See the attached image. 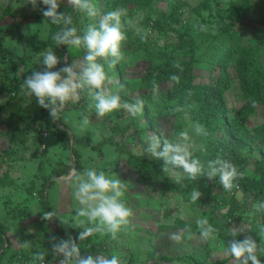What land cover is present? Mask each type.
I'll list each match as a JSON object with an SVG mask.
<instances>
[{"label":"trees","instance_id":"trees-1","mask_svg":"<svg viewBox=\"0 0 264 264\" xmlns=\"http://www.w3.org/2000/svg\"><path fill=\"white\" fill-rule=\"evenodd\" d=\"M101 1L103 5L97 8L98 17L100 14L105 15L115 9L124 8V11L127 10L126 13H128L127 21H131V25L124 24L127 38L122 43V58L112 67L108 64L113 58H107L108 63L104 64L107 79L103 89L106 93L119 95L123 104L125 102L135 103L137 100L143 101V111L135 117L129 114L130 119L124 127L118 126V119L124 116V108L107 115L106 118L109 121H117L111 127L113 135L103 137L101 146L112 147L119 154V158L124 156L129 168L136 172V181L141 185L158 180L159 184L167 190L180 193L182 198L192 206L212 207L210 212H203V218H207L216 229L212 238L204 239L200 235L197 224H190L179 218H176L173 224H160L158 229L173 231L183 229L187 234L195 235L204 242L201 251L164 256L163 259L167 263L217 264L210 261L215 241L227 246L233 239H246V235L240 230H237L236 237H231L232 225L247 220V217H250L248 212L252 211L253 205L264 200V123L253 128L247 124L250 116L256 113L258 107L264 108V37L261 36L264 30L255 27L257 23L264 26V19L257 21L250 17V12L257 11L259 6L255 0H230L227 4L223 0H201L199 7L194 11L197 17L194 20H188L183 16L184 5L174 0H165V9L153 6L152 0ZM40 5L43 11L46 10V6ZM1 8L3 14L12 13L10 3ZM43 11L38 19L41 26H47L48 36L46 38H38L36 33L32 38L25 40H21L23 37L20 35L16 36V42L21 51L16 60L10 59V53H0V60L3 63L10 62L9 66L14 71L13 80L17 78L16 72L20 65L27 67L37 64L42 53L48 50L54 51L60 61L56 66L57 71L71 63L66 45L56 46L54 39L62 26L51 24L42 15ZM59 11L72 16V27L78 26L80 12L67 3H62ZM139 12L141 16L138 21H133ZM253 21L257 23L250 25ZM14 24L17 27L20 26L17 21ZM204 25L210 30V34L200 40ZM249 25L252 28L247 34ZM7 28L2 27L0 31L6 33L9 30ZM83 32L80 30L77 34L82 35ZM148 34H153V36ZM138 61L145 63L144 73L138 78H127L131 67ZM206 61L209 63L207 67L209 75L206 82H199L195 73L196 65ZM231 66L232 70H230ZM231 71L235 73L239 82L243 103L240 107L229 110L225 94L233 80ZM215 73H217L216 76H213ZM13 80L7 84L0 82V93L6 91L15 95L19 89ZM137 92L138 98H132L133 93ZM93 103L91 96L85 90L78 101L70 103L58 113L57 119L50 115L48 109L40 107L32 120L34 128L31 129L35 132L33 141L41 143L50 135L57 138L62 148L69 150L71 137L67 126L60 120L61 113L69 108H78L82 117H90L95 114V109L91 106ZM185 115L189 116L191 122L186 121ZM163 120L170 124V130L165 133L158 131V124H161ZM11 124L6 130L9 147L0 152V171L3 166H9L14 153V144L19 142L24 146L28 141L21 137V134L17 136L14 130L10 131L12 130ZM190 125L194 128L188 130ZM197 125L203 129L200 134L196 132ZM149 130L154 133L153 135L168 141L177 137L181 132H190L195 138V143L200 144L198 148H192L190 151L193 157L198 158L205 166L209 160L217 158L233 163L238 170V176L234 181L232 191H224L218 183V177L213 180L200 177L198 179L203 182L213 184L201 193L199 200L193 202L191 194L182 185L168 184L162 160L135 154L126 147L127 144V146H133V143L138 141H146V133ZM42 132H47V136L43 137ZM45 152L44 148L41 156H44ZM70 155L74 159L72 164L69 163L71 157L69 156L66 161L51 164L48 173L43 170L42 160L37 164L38 173L35 174L34 180H30V184L24 188L22 194H15L16 209L19 211L18 206L22 207L18 213L21 221L29 215L31 202L35 198L41 204L38 219L42 218L44 211H51L47 198L50 185L68 177L73 170L77 173L82 172V157L75 150L74 145ZM38 156V150H33L32 158L37 159ZM98 170L106 172L108 169ZM216 184L221 187L220 196L212 192ZM0 187L17 188L7 170L0 176ZM239 189H241V200L237 198ZM19 197L21 201H18ZM6 207L9 209L10 205ZM220 207H225L226 211L220 213ZM6 211L14 214L13 217L16 218L14 212ZM248 220L250 221L248 236L260 247L264 241V212L256 213L255 219L250 217ZM43 221L48 222L44 219ZM52 222L55 227L53 234L56 237L52 239L50 235L47 238L45 234L48 246L44 247L30 236L35 243L34 248L27 247L15 251L8 237L9 229L0 221V264L10 261L9 253L12 254L14 260L17 256L22 258L19 264H33V255L36 252L45 254L44 264H55L58 259H63L52 250V245L60 240H66L64 232L56 217L52 218ZM156 237V233L150 232L147 238L150 243H154ZM112 238L111 235H106L100 241L89 238L81 252L82 254L116 255L115 248L109 243ZM152 252L154 253L155 249H152ZM7 255L6 263L2 262ZM138 256L131 252L125 256H118V258L122 264L145 261ZM258 258L264 264V256H259L258 253Z\"/></svg>","mask_w":264,"mask_h":264},{"label":"rangeland","instance_id":"rangeland-1","mask_svg":"<svg viewBox=\"0 0 264 264\" xmlns=\"http://www.w3.org/2000/svg\"><path fill=\"white\" fill-rule=\"evenodd\" d=\"M178 4L184 5L183 13L185 18L188 20H194L197 15L195 14V9L199 7L201 0H174ZM230 0H223L227 4ZM259 6L257 11H251L250 17L253 20L259 21L261 18L264 19V0H255ZM11 5L12 13L3 14V9L1 7L7 4ZM63 3L68 4V0H63ZM92 3L96 5L97 8L103 5L101 0H92ZM153 6H158L161 9H165V0H152ZM0 28L8 27L9 30L6 33L0 31V47L2 50L0 53H10V59L16 60L20 55V47L18 42H16L17 37L21 36V40L30 39L36 33L38 38H46L47 26H41L39 23V15L43 11V7L39 4L37 8H33L31 4L26 3V0H0ZM128 8V7H126ZM116 10V9H115ZM114 10V11H115ZM124 15H122V22L128 20L127 10L124 8H119ZM141 13L139 12L137 18H133V21L137 22ZM104 15L100 14V17L88 18L84 14L80 13L78 26L75 27L78 31H85L87 26L91 23H98L99 19ZM41 17V16H40ZM43 18V17H42ZM17 21L20 24L17 27L14 22ZM257 21H253L250 25H254ZM210 23H208L209 25ZM247 28V34L251 31V26ZM257 28H262L264 26L260 23L255 25ZM7 28V29H8ZM210 30L204 25L203 33L200 35L199 39H204V37L209 36ZM153 36V34H148ZM261 36L264 37V31ZM26 37V38H25ZM207 44V42H204ZM203 47V45H202ZM69 54L70 62L73 60H82L85 50L83 48L79 50L71 49L66 46ZM19 54V55H18ZM18 55V56H17ZM41 59V58H40ZM32 64L27 67L20 65L16 72V80L14 79V71L9 66L10 62L3 63L0 60V72L1 78L0 82L3 81L5 84L13 80V83L17 84L18 91L15 95L3 91L0 93V152L6 150L9 145L6 138V130L8 125H12V130L20 136L25 138L27 144L24 146L21 143L14 144V153L12 155V160L9 162V166L5 165L1 168L0 176L7 170L9 172L10 178L14 180L17 188L11 187H0V221L6 225L9 229L8 237L15 251L25 248H34L33 239L37 242L43 244V246H48L46 239L52 237L55 239L53 232L55 227L53 225L52 219L48 222H44L43 219L39 218V213L41 210V204L36 198L31 202L29 209V215L25 220L21 221L18 213L22 210L19 205L16 209L15 194H22V191L26 186L30 184V180L35 178L37 171V164L43 161V170L48 173L51 164H55L58 161H66L67 157L70 155V149H64L59 145V141L56 137L48 136L39 141H33L35 137V132L31 129L34 128L33 118L38 113L40 105L38 104L36 98L33 96L30 99L24 97L23 81L30 76L35 71H43L44 65L39 63ZM98 62L102 64H107V60L100 58ZM208 62L200 63L196 65V76L199 78V82H206L208 71ZM232 66L231 69L232 70ZM145 63L138 61L130 69V73L126 76L127 78H138L144 73ZM129 70V69H128ZM52 71H57V67L53 68ZM232 76L231 87L227 90L225 94L226 104L229 110L240 107L243 103V98L239 89V82L233 71L230 72ZM217 73L213 74L216 76ZM132 98H138V92L133 93ZM76 102V101H75ZM121 104H123L121 102ZM108 115V114H107ZM107 115L99 117L96 115H90L89 124L86 128L82 129L80 127L82 116L80 114V109L69 108L64 110L60 115V120L64 123L70 133V143L73 142L75 150L81 155L82 161L81 166L83 170L88 167H93L98 169H108L105 173L108 175H115V178H120L125 184L124 195L121 198L125 205L132 210V216L129 218V223L121 228V230L116 234L115 238H112L109 243L115 248L116 255L125 256L127 253H134L139 255L141 259L145 260L143 262H137L135 264H170L167 263L163 257L166 255L177 256L178 254H184L186 252H198L204 247V242L199 240L195 235H189L183 231V229L178 230H160L158 226L160 224H173L176 218L183 220L184 222L190 224H196L198 218H203V212H210L211 206H192L189 202L182 198L180 193H175L171 190H167L164 186H161L158 180H153L147 185H141L136 181V172L130 169L126 163L125 157L119 158V154L110 146H101V140L103 137L112 136L111 127L115 124V121H109ZM129 113L124 109V116L118 119V126H126L129 121ZM187 122H191L188 115H185ZM166 120H163L161 124H158V131L167 132L170 130V124H166ZM10 123V124H9ZM264 123V108L258 107L254 115L250 116L247 124L250 128ZM17 128V129H16ZM190 125L188 130L193 129ZM24 132V134H23ZM146 141H138L133 143V146H127L135 154H143L146 157L152 158L150 154L145 153L146 142L154 134L151 130L147 131ZM188 140L182 141L180 136L173 137L169 142H185L188 144L189 149H196L200 146L195 143V138L192 133L188 132ZM149 136V137H148ZM116 138V137H115ZM119 139V138H116ZM41 145L45 146V155L41 156L42 150ZM71 145V144H70ZM11 146V145H10ZM6 148V149H5ZM38 150L37 159L32 158L33 150ZM73 157H70V164L73 163ZM117 167V169H116ZM82 170V171H83ZM166 181L168 184L175 183L170 177L166 176ZM73 171L70 175L64 179L53 182L48 188L47 198L49 200L50 209L58 212L59 216L69 224L62 223L57 217L59 224L64 232L65 239H73L78 244L80 243V248L83 249L87 239H94L96 241L102 240L107 234L101 235L100 233H94L83 241L78 240L79 233L82 231L81 228L72 227L76 219V209L79 207L78 203L75 201L73 196ZM177 184V183H175ZM187 192H191L196 189L202 193L205 189L209 188L212 182L205 183L200 179L195 181H188L187 179L182 180L181 183ZM221 187L216 184L212 192L215 195H221L219 193ZM237 198L241 200V189L238 190ZM6 194H13V197ZM21 201V198H18ZM10 202V203H9ZM20 203V202H19ZM6 205H10L9 209ZM228 206V205H227ZM15 207V208H13ZM9 212H14L16 218L13 217L14 214H9ZM220 213L225 212V207H220ZM252 211L248 212V216L256 218V211L251 208ZM16 210V211H15ZM250 217H247L248 219ZM245 220L241 223H234L232 225V230L243 231L248 236V229L250 227V221ZM139 232V233H138ZM150 232L156 233V239L154 243H150L147 238ZM174 233L181 235L182 239L179 242L173 241L171 236ZM46 234V235H45ZM30 236L32 238L30 239ZM50 245H52L50 243ZM258 246V245H257ZM151 248V249H149ZM259 248V246H258ZM155 249V252H152ZM227 246L222 242L215 241L213 244V253L211 255L210 261L217 264H235L233 257L227 253ZM9 255V257H8ZM2 262L6 263V258H10V261L6 264H19L22 258L19 256L12 257L9 253ZM20 255V253H18ZM8 260V259H7ZM120 264H122L120 262Z\"/></svg>","mask_w":264,"mask_h":264},{"label":"clouds","instance_id":"clouds-1","mask_svg":"<svg viewBox=\"0 0 264 264\" xmlns=\"http://www.w3.org/2000/svg\"><path fill=\"white\" fill-rule=\"evenodd\" d=\"M35 9L39 4L46 6L42 15L54 25H61V31L54 36L56 46L66 45L74 50L83 48L85 54L82 60H73L69 65L59 71H52L60 62L54 51L42 53L39 63L44 65L43 71H35L23 81L24 97H35L38 104L48 109L50 115L57 119L58 113L70 103L80 99L85 90L94 102L92 107L99 117L124 108L135 117L143 111V101L121 104V97L110 92H105L103 85L107 79L104 64L98 62L100 58H113L108 66L112 67L121 56L122 43L126 40L124 23L121 10L110 11L101 17L98 23L87 26L82 35L77 34V29L72 27V16L64 11H59L63 0H26ZM68 4L77 12L88 18L99 15L98 9L92 0H68ZM131 25V21H127ZM89 118H82L80 127L86 128ZM198 134L203 132L201 126H196ZM182 141L188 140V134L181 132ZM145 153L162 160L163 171L175 183L182 180L195 181L200 177L213 180L218 177V183L226 192L232 191L234 181L238 176L236 166L228 160L217 158L209 160L207 165L198 158H194L189 146L185 142H169L162 140L157 135H152L146 142ZM115 175H108L103 170L93 167L85 168L77 173L73 170V196L79 207L76 209V219L72 227L81 228L78 240L81 242L94 233L111 235L115 238L121 228L129 223L132 210L121 199L124 195L125 184ZM201 193L194 189L191 192L193 202L199 200ZM257 213L264 212V200L253 205ZM34 213H40L34 211ZM57 217L66 223L57 211H44L42 219L51 220ZM200 235L204 239L214 236L216 229L207 218L196 220ZM231 237H236L237 231L232 230ZM173 241L179 242L182 237L178 233L171 236ZM52 250L62 256L60 264H120L117 255L113 254H82L80 243L69 238L60 240L52 245ZM227 253L230 254L235 264H262L259 256H264V241L258 248L252 238L243 240L233 239L227 244ZM45 254L36 252L33 255V264H44Z\"/></svg>","mask_w":264,"mask_h":264},{"label":"built area","instance_id":"built-area-1","mask_svg":"<svg viewBox=\"0 0 264 264\" xmlns=\"http://www.w3.org/2000/svg\"><path fill=\"white\" fill-rule=\"evenodd\" d=\"M42 136H43V137L47 136V132H42ZM44 148H45V146L42 145L41 150H43ZM61 260H62V259H58V260L55 262V264H60Z\"/></svg>","mask_w":264,"mask_h":264},{"label":"water","instance_id":"water-1","mask_svg":"<svg viewBox=\"0 0 264 264\" xmlns=\"http://www.w3.org/2000/svg\"><path fill=\"white\" fill-rule=\"evenodd\" d=\"M72 150H73V142L71 140V145H70V154H72Z\"/></svg>","mask_w":264,"mask_h":264},{"label":"crops","instance_id":"crops-1","mask_svg":"<svg viewBox=\"0 0 264 264\" xmlns=\"http://www.w3.org/2000/svg\"><path fill=\"white\" fill-rule=\"evenodd\" d=\"M7 196L10 195V196H13V194H6Z\"/></svg>","mask_w":264,"mask_h":264}]
</instances>
